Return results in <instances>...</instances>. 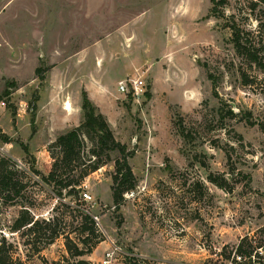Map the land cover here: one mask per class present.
Segmentation results:
<instances>
[{
    "label": "rangeland",
    "instance_id": "1",
    "mask_svg": "<svg viewBox=\"0 0 264 264\" xmlns=\"http://www.w3.org/2000/svg\"><path fill=\"white\" fill-rule=\"evenodd\" d=\"M233 19L262 45L264 62V0L214 10L211 0H0V155L25 185L14 205L0 204V227L24 264H236L244 237L264 243V69L236 50ZM130 79H143V92L135 95ZM84 94L134 152L137 186L118 208V150L78 193L45 180L50 145L84 121ZM22 205L64 231L39 254L28 236L9 232ZM83 213L95 235L74 232ZM67 235L82 247L103 240L72 257Z\"/></svg>",
    "mask_w": 264,
    "mask_h": 264
},
{
    "label": "trees",
    "instance_id": "2",
    "mask_svg": "<svg viewBox=\"0 0 264 264\" xmlns=\"http://www.w3.org/2000/svg\"><path fill=\"white\" fill-rule=\"evenodd\" d=\"M224 1L211 0L213 10L217 4H223ZM232 41L238 53L248 56L251 62L264 69L263 59L259 55V52L263 50L262 45L245 36V32L235 19L232 20ZM262 41L264 42V40ZM242 78L245 84H252L253 82L246 73L242 74ZM82 108L84 110V121L61 134L50 145L53 162L45 180L54 183L60 189L70 188V194L78 193L83 186L85 177L107 164L110 160V152L118 150L120 157L115 160V170L112 175L111 185L114 205L118 208L125 199V193L134 190L137 186V177L129 162L134 152L129 150L125 143L115 138L104 115L101 112H97L96 107L86 94L83 95ZM181 133L185 135L183 129ZM186 134L188 135L189 133ZM86 138L93 143L88 152ZM2 140L7 143L10 138L4 134L2 135ZM25 149L27 150L26 146ZM54 150H58V152ZM86 152L91 156H87L89 157L88 159H85ZM10 163V158L0 155V204L14 205V202L25 187L21 180H14L16 171L10 169ZM207 178L211 183L223 190L229 192L232 190L228 179L224 175L209 173ZM196 185L195 190L201 192L202 195L205 193L203 190L207 192L203 182L199 181ZM81 217L82 221L79 227L74 229V232L79 234L87 232L95 235L97 227L93 217L85 213L81 214ZM9 232H21L22 235L28 236L30 238L28 239V244L32 246L30 248L32 254H39L47 245L52 244L56 238L64 234V231L59 229L54 219L39 220L24 205H22L19 214L9 227ZM80 240L83 245L89 244L88 236ZM102 240L103 238H99L94 244L82 247L67 235L66 248L72 257H81L91 253ZM260 245L263 244H255L253 237H244L234 248L235 256L233 260H236V257L240 255L241 258H246L241 264H253L251 256ZM17 249V244L0 227V264H24V261L16 255ZM32 254H28V257ZM70 264L94 263L87 259H78ZM126 264H139V260L136 257H130Z\"/></svg>",
    "mask_w": 264,
    "mask_h": 264
},
{
    "label": "built area",
    "instance_id": "3",
    "mask_svg": "<svg viewBox=\"0 0 264 264\" xmlns=\"http://www.w3.org/2000/svg\"><path fill=\"white\" fill-rule=\"evenodd\" d=\"M131 82V86L134 89V93L135 95H139L141 92H143V86H144V80L143 79H130ZM129 81H120L119 82V90L122 92H126L130 90V85H129ZM82 195L84 196L85 199L91 198V196L89 195V193L87 192H83ZM263 245H260L259 247L256 248L254 254L251 256L252 258V263L256 264V262L258 261L261 264H264V243H262ZM109 256V254H108ZM234 256H235V252H234ZM258 258V259H257ZM246 258H241L240 255H238L236 257V264H241V262L245 261ZM262 261V262H260ZM110 261L108 259L104 260V264L109 263Z\"/></svg>",
    "mask_w": 264,
    "mask_h": 264
},
{
    "label": "bare ground",
    "instance_id": "4",
    "mask_svg": "<svg viewBox=\"0 0 264 264\" xmlns=\"http://www.w3.org/2000/svg\"><path fill=\"white\" fill-rule=\"evenodd\" d=\"M69 106H70V104H69V103H67V109H70V108H69Z\"/></svg>",
    "mask_w": 264,
    "mask_h": 264
}]
</instances>
